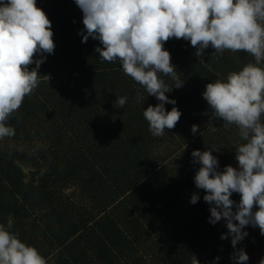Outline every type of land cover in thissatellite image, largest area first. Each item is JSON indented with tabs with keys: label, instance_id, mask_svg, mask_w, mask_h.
I'll list each match as a JSON object with an SVG mask.
<instances>
[{
	"label": "trees",
	"instance_id": "16d2710c",
	"mask_svg": "<svg viewBox=\"0 0 264 264\" xmlns=\"http://www.w3.org/2000/svg\"><path fill=\"white\" fill-rule=\"evenodd\" d=\"M36 3L49 20L63 17L67 37L78 39L77 30L86 35L75 0ZM81 43L92 52L83 59L88 65L44 53L38 86L6 122L15 135L0 139V225L11 223L8 230L38 249L47 264H192L193 256L199 264H237L218 242L228 230L226 220L209 222L213 205L194 183L201 165L192 160L184 175L173 177L155 167L147 143L135 141L136 130L148 125L143 111L160 102L127 76L119 61H102L95 51L100 41L89 37ZM164 49L184 81L176 88L166 77L172 85L168 97L176 103H166L165 109L176 107L181 117L198 118V137H208L211 146L203 151L220 149L212 153L218 171L229 165L238 169L236 156L228 158L222 149L232 143L236 125L225 127L221 118H213L203 92L208 83L254 63V57L231 51L249 56V62L238 64L240 58L214 51L196 56L182 38H170ZM33 68L35 63L29 65ZM138 94L143 99L138 101ZM117 97H127L123 108ZM72 187L77 192L67 193ZM193 194L199 196L195 204ZM231 199L238 204L241 196L233 193ZM255 244L264 250V235ZM204 253L208 258L202 261Z\"/></svg>",
	"mask_w": 264,
	"mask_h": 264
},
{
	"label": "clouds",
	"instance_id": "9594fccd",
	"mask_svg": "<svg viewBox=\"0 0 264 264\" xmlns=\"http://www.w3.org/2000/svg\"><path fill=\"white\" fill-rule=\"evenodd\" d=\"M83 12L86 35L99 40L96 47L102 61H119L123 72L142 86L148 95L160 102L143 111L154 137L173 129L182 113L166 103L175 105L166 93L169 87L159 74L170 76L174 87L183 86L171 63L164 43L170 38L190 41L196 56L211 46L214 54L225 50L245 51L254 57L242 70L228 74L226 81L215 80L206 85L203 98L213 118H221L224 126L235 124L244 143L236 147L238 169L225 166L218 171L219 162L212 153L220 149L194 150V162L201 166L194 183L203 189L204 201L210 208L209 222L226 220L231 244L236 248L248 233L246 226L259 227L264 235V0H75ZM51 21L37 7L36 0H0V139L15 135L6 122L39 83L40 65L44 53L55 49ZM41 58L34 60L36 54ZM35 63L36 68L29 70ZM49 79L48 76H45ZM172 90V89H171ZM138 101L143 99L139 94ZM127 97H117L123 108ZM211 124V123H210ZM212 125V124H211ZM198 125H192L195 134ZM211 132L217 127L211 126ZM241 196L239 203L231 199ZM199 196L193 194L191 203ZM258 206V210H253ZM235 207V211H233ZM0 225V264H47L38 249L22 242L18 233ZM219 259V257H217ZM237 264L249 260L243 249L233 254ZM192 264H199L193 256ZM264 264V259L260 261Z\"/></svg>",
	"mask_w": 264,
	"mask_h": 264
},
{
	"label": "rangeland",
	"instance_id": "374dc122",
	"mask_svg": "<svg viewBox=\"0 0 264 264\" xmlns=\"http://www.w3.org/2000/svg\"><path fill=\"white\" fill-rule=\"evenodd\" d=\"M80 9V8H79ZM81 10V9H80ZM58 10L57 12H59ZM79 14V13H78ZM63 17L60 16L58 18H54L51 21V30L53 31V39L55 43V50L54 55L58 58L57 61H69V59H75L74 62H76L77 59H79V62L81 61L82 64L88 65L87 62H85L83 59H87V57H90L92 52L89 50V47L84 46L82 42V39H79L80 37H83V35L80 33L77 34L78 39L76 40L71 39V37H67L65 33L63 32V28L61 26ZM72 32V31H71ZM76 33V32H75ZM70 36V35H69ZM184 40V39H183ZM187 44H189V47L191 49H195L193 46H191L190 41H187ZM99 41L97 40V43ZM102 47V45H101ZM197 51V50H196ZM212 51H215L211 46H209L207 49H205L202 53V55L211 54ZM224 54H221L225 58H240L239 56L231 53V50H225L223 52ZM78 56V58H77ZM240 62L238 64H244L246 62H249V56H244L239 59ZM70 62V61H69ZM250 63V62H249ZM75 64V63H74ZM225 70V69H224ZM239 71V70H238ZM236 71V72H238ZM228 74L224 75V78L221 77L220 80L226 81ZM166 77L164 75H160V78H164L165 84L169 87V90L171 92L172 85L170 84V81L166 82ZM170 92L166 93L168 96ZM136 110H131L132 114H135ZM126 113H123V116H125ZM198 118H192V119H186L185 117H180L179 121L175 125L173 129H166L165 133L161 137H154L152 133L149 130V125H146L145 129L136 130V134L133 135L135 138V141H139V143L146 144V146L149 148V154L151 158L154 161L155 167L158 169L160 167H163V169L166 170L167 174L176 177L180 175L185 174L186 166L192 163V160L194 161V158L192 157V152L194 150H200L203 151L205 147L211 148V146L207 145L206 142H209V138H199V132L200 129L198 128V131L193 134L191 131L192 125H199V122H197ZM186 123V124H184ZM194 123V124H193ZM233 136H231L232 143L225 145L222 147V149H225L227 152H225V155L228 156V154H231L228 158H234L236 156V147L241 144L242 140L239 135L238 127L236 126L232 130ZM193 143V144H192ZM189 145V147H188ZM73 191H76V188L72 187L69 190H67V193H71ZM255 228L252 225L246 226L242 231H246L248 235L240 242L237 243L236 248L234 249L231 244V235H227L226 239H219L218 242L221 245L225 246L224 252L228 254L229 259L231 262L237 263V260L233 259V254L237 249H243L248 257L249 260L246 262V264H260V261L264 259V250L261 249V247L257 246L255 244V240L261 238L262 235H258L255 238ZM226 234H228V230L226 231ZM225 234V235H226ZM227 248V249H226ZM207 253H204L202 257L199 259L204 260ZM208 256V255H207ZM217 257V256H216ZM228 259V262H229ZM206 260V259H205ZM213 260V259H212Z\"/></svg>",
	"mask_w": 264,
	"mask_h": 264
}]
</instances>
